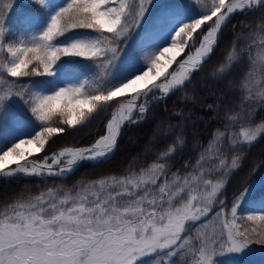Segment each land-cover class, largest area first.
Returning a JSON list of instances; mask_svg holds the SVG:
<instances>
[{"label": "snow or ice", "instance_id": "1", "mask_svg": "<svg viewBox=\"0 0 264 264\" xmlns=\"http://www.w3.org/2000/svg\"><path fill=\"white\" fill-rule=\"evenodd\" d=\"M257 12L255 27L242 22L247 33L233 25L230 47L206 69L231 18ZM229 93L224 127L173 170L186 128L219 117ZM156 106L163 115L149 148H162L146 166L49 185L106 164L125 128L148 121ZM261 109L264 0H0V181L40 185L0 205V264L264 259V161L249 167L230 204L226 195L264 137ZM81 133L87 142L46 151Z\"/></svg>", "mask_w": 264, "mask_h": 264}, {"label": "trees", "instance_id": "2", "mask_svg": "<svg viewBox=\"0 0 264 264\" xmlns=\"http://www.w3.org/2000/svg\"><path fill=\"white\" fill-rule=\"evenodd\" d=\"M258 17V12L251 13L249 15H234L227 26L223 29L219 47L216 49V53L213 55L210 63L205 65V68L207 69L211 65L216 64L221 54L225 53L230 47L233 39L235 38L233 25L236 26V33H247L249 29L245 27L242 22H249L251 27H255L256 23H258ZM247 43L248 41L245 40L243 36H241L239 47H244ZM240 70L241 69H237L235 72H233V76H239ZM206 99L211 101L213 97L209 96L206 97ZM222 101L223 102L220 108L219 117H214L209 120L208 116L205 115L204 119L197 121V126L195 128H193L191 124H189V126L186 128L185 131L188 144L182 152H178L176 154L173 161V170L179 168L185 161L191 160L194 162L197 151L202 147H206L208 139L210 138L213 130L217 126L221 128L224 127L222 121L227 111V106H230L235 102V97L233 94L229 93L222 98ZM167 103L170 109L173 100L169 99ZM204 111L205 110L202 107L196 108V112L198 113ZM162 115L163 107L156 106L153 112L149 114L150 119L148 121H145L139 125H134L132 127H126L124 134L120 138L116 154L106 164L97 167L81 168L69 180H50L49 185L52 183L71 184L78 178H84L85 180L94 179L109 172H120L127 168L130 163L135 169L146 166L152 160L155 154L158 153L162 148V146L159 144H157L155 147L149 148L150 144L155 143V141L152 139L153 132L155 130L154 125ZM261 118H264V109H261L256 113L255 119L259 121ZM166 124L167 120H164L160 124V128L158 130L160 134H163L166 131ZM98 127H102V121ZM193 137H198L199 141H194ZM79 142H87V138L83 136V133L77 135H65L63 137L57 138L46 151L50 153L61 146L71 145L73 143ZM42 155L43 154H41V157ZM261 161H264V137H261L259 141L248 150L247 158L244 161V167L232 178L226 194L229 204L231 202L232 192L236 188L242 186L243 178L248 173L249 167L254 163H260ZM38 187H40V185L34 183L32 180H25L24 178L14 179L11 181H0V205H2L6 200L11 199L13 194H18L22 191H24L25 194H28V190H30L34 194ZM247 207H252V205H248Z\"/></svg>", "mask_w": 264, "mask_h": 264}, {"label": "rangeland", "instance_id": "3", "mask_svg": "<svg viewBox=\"0 0 264 264\" xmlns=\"http://www.w3.org/2000/svg\"><path fill=\"white\" fill-rule=\"evenodd\" d=\"M27 2H28V0H17V3H18L19 5H21V6H23V4H27ZM174 67H175V66H174ZM14 108L18 110V109H19V104H15V105H14ZM230 131L238 133V132H239V125H237V126H236L235 128H233V129H230ZM206 146H207V144H206ZM30 150H31V149H30ZM258 174L264 175V169H262V170L260 171V173H258ZM222 259H224L225 262L227 261V257H224V258H222ZM244 264H264V259H262V258L259 256V254L251 255V256H248V257L245 258V260H244Z\"/></svg>", "mask_w": 264, "mask_h": 264}]
</instances>
